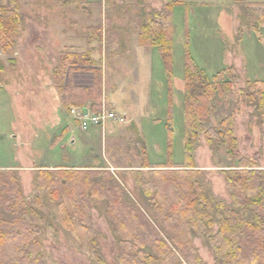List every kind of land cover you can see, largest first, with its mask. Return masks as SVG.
Segmentation results:
<instances>
[{
  "label": "rangeland",
  "instance_id": "1",
  "mask_svg": "<svg viewBox=\"0 0 264 264\" xmlns=\"http://www.w3.org/2000/svg\"><path fill=\"white\" fill-rule=\"evenodd\" d=\"M17 1L24 26L10 56L15 63L9 64V56L0 51V59L6 63L0 87V168L17 170L27 198L38 192L33 177L39 168L108 169L139 209L142 236L155 235L161 228L150 211L151 196L135 189L129 165L143 162V148L153 168L167 160L169 145L173 165L181 166L184 161L185 48L209 77L226 66L235 69L227 77L233 98H212L209 121L198 134L192 152L196 176L216 200L230 207L221 172L230 162L222 145L213 150L204 136L205 130L228 115L233 119L240 153L264 169V127L256 123L252 106L240 97L248 81L264 79V37L260 40L246 24L250 17L255 21V10L261 8L251 1L264 0L240 4L238 0H184L172 7L171 73L157 47L138 44L133 24L137 7L129 8L121 0L113 4L80 0L75 6L57 0ZM166 2L148 0V8L159 10ZM260 29L264 34V28ZM60 52H87L92 63L68 65L64 84L91 86L95 70H99L101 104L115 110L121 121L110 122L104 129L79 127L52 87ZM148 169L141 168L146 177ZM47 204L39 235L46 264H116L120 237L111 226L106 199L91 212L95 235H88L75 217L76 234H72L59 222L57 201ZM69 211L72 214L71 207ZM191 241L204 264H216L212 250L200 237L191 236ZM141 248L157 257L149 244ZM155 264L186 262L166 263L158 257Z\"/></svg>",
  "mask_w": 264,
  "mask_h": 264
},
{
  "label": "trees",
  "instance_id": "2",
  "mask_svg": "<svg viewBox=\"0 0 264 264\" xmlns=\"http://www.w3.org/2000/svg\"><path fill=\"white\" fill-rule=\"evenodd\" d=\"M57 1L65 6L80 4V0ZM105 1L107 4L115 2ZM121 1L129 8H138L133 17L138 44L157 47L168 73H171V9L182 5L184 0H167L159 10L148 8V0ZM238 2L244 3L245 0ZM251 2L261 8L255 10V21L250 17L246 24L262 40L264 34L260 28H264V1ZM23 26L18 1L0 0V51L9 56L7 62L11 65L15 59L10 56L15 53ZM90 63L92 60L87 52L59 54V67L52 74L53 84L62 97V107L68 112L70 107L88 102L92 111H101L102 81L99 70H95L91 86L64 84L65 74L70 70L68 65ZM5 65L0 59V87L4 81ZM77 69L82 68H74ZM230 71L234 72V67L226 66L209 77L185 48L182 77L184 161L181 166L173 165L169 145L167 160L153 168L143 148V162L129 165L135 189L146 197L151 196L150 211L161 228L156 230L155 235L142 236V223L137 215L139 209L135 208L131 196L108 169L39 168L33 177L38 192L27 198L22 192L17 170L0 168V264H46L39 235L43 231L49 200L57 201L59 222L72 234H76L75 217L88 235H95L91 212L104 199L108 201L113 231L120 237L121 247L116 264H155L158 257L166 263L181 259L186 264H204L192 245L191 236L200 237L204 245L212 250L216 264H264V169L256 160L240 153L231 115L204 131L208 145L213 150L222 145L230 162L221 169L231 199L230 207L216 200L212 192L203 186L196 176L192 155L198 134L209 121L212 98L215 95L234 96L232 85L227 80ZM240 92L241 100L253 108L251 116L264 127V79L248 81L246 89ZM141 168H149L147 177ZM3 214L12 217L4 218ZM90 238L94 243L95 239ZM145 244H149L157 257H152L141 248Z\"/></svg>",
  "mask_w": 264,
  "mask_h": 264
},
{
  "label": "built area",
  "instance_id": "3",
  "mask_svg": "<svg viewBox=\"0 0 264 264\" xmlns=\"http://www.w3.org/2000/svg\"><path fill=\"white\" fill-rule=\"evenodd\" d=\"M69 113L82 130L92 126L104 129L106 124L122 120L115 110L107 109L105 105L100 112L92 111L88 105L72 106L69 108Z\"/></svg>",
  "mask_w": 264,
  "mask_h": 264
},
{
  "label": "crops",
  "instance_id": "4",
  "mask_svg": "<svg viewBox=\"0 0 264 264\" xmlns=\"http://www.w3.org/2000/svg\"><path fill=\"white\" fill-rule=\"evenodd\" d=\"M51 84H52V82H51ZM52 87L54 88L55 92H57L56 89H55V87H54L53 85H52ZM53 92H54V91H53ZM50 94H51V92H50ZM86 105L89 106V103H87Z\"/></svg>",
  "mask_w": 264,
  "mask_h": 264
}]
</instances>
